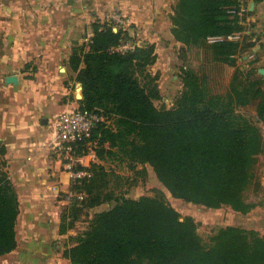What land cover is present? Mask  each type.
Returning <instances> with one entry per match:
<instances>
[{
    "label": "trees",
    "instance_id": "trees-1",
    "mask_svg": "<svg viewBox=\"0 0 264 264\" xmlns=\"http://www.w3.org/2000/svg\"><path fill=\"white\" fill-rule=\"evenodd\" d=\"M238 7L239 0H177L172 32L187 47L241 32L246 16L232 12ZM92 28L93 36L73 49L70 65L83 85L80 106L104 119L90 138L79 142L78 154L93 145L97 159L76 166L90 176L73 183L72 189L85 196L63 208L60 232L73 229L85 209L112 200L101 191L109 175L99 163L105 159H121L135 170L142 165L141 173L151 166L175 198L250 213L257 204L245 192L253 181L262 138L259 127L240 110L255 105L264 120V75L253 74L259 72L257 67L238 65V55L252 46L250 37L209 42L214 61L235 67L227 91L207 92L200 75L183 65L178 97L171 107H159L155 101L162 99L160 75L150 71L157 60L156 46L136 42L122 49L133 41L124 28L115 30L100 20ZM181 51L186 60L187 48ZM19 213L16 189L8 173L0 170V255L17 247ZM70 239L76 243L64 255L73 264H264V233L230 225L206 244L195 219L182 217L163 192L126 197L95 212L85 230Z\"/></svg>",
    "mask_w": 264,
    "mask_h": 264
},
{
    "label": "crops",
    "instance_id": "crops-1",
    "mask_svg": "<svg viewBox=\"0 0 264 264\" xmlns=\"http://www.w3.org/2000/svg\"><path fill=\"white\" fill-rule=\"evenodd\" d=\"M176 2L0 0V170L8 173L20 203L17 247L0 255V264H73L64 250L75 245L70 238L78 235L77 225L60 232L71 171L49 147L56 115L80 105L70 56L93 36V23L103 22L104 14L117 8L126 17L124 30L132 40L156 46L150 71L160 73L161 90L167 74L163 61L176 68L181 48L188 55L192 48L172 32ZM243 24V31L221 39L243 42L250 37L252 46L238 55L241 68H264V0H250ZM10 77L16 81H8Z\"/></svg>",
    "mask_w": 264,
    "mask_h": 264
},
{
    "label": "rangeland",
    "instance_id": "rangeland-1",
    "mask_svg": "<svg viewBox=\"0 0 264 264\" xmlns=\"http://www.w3.org/2000/svg\"><path fill=\"white\" fill-rule=\"evenodd\" d=\"M135 44L136 40L128 42V45L130 46H134ZM209 44L211 43H209L208 40L200 47L190 48L189 55L186 54V60H184V55L182 51H180V54L178 55L180 58L177 60L176 68H171L168 65V61H163L167 74L160 82L162 99L155 101L157 106L171 107L174 104L182 86L183 74L181 72V67L183 64H187V66L200 75L202 84L207 92L220 94L228 90L229 82L235 71V67L214 61L211 56ZM238 65L243 67L244 62L238 59ZM258 73L259 72H257L256 69L253 71L255 76ZM240 111L249 116L252 122L259 127L262 138V150L257 155V161L253 169V181L245 192L246 198L257 204L250 213L242 214L234 211L230 207H222L218 209L207 208L175 198L158 180L151 166L147 165L146 172L141 173L139 171L144 168L142 165L137 166L135 170L129 167L128 164L121 159H105L99 160V163L105 166L109 175L107 177V185L102 188L101 191L103 196L106 194L111 195L112 200L102 203V205L95 209H85L80 220L76 224V228L79 232H82L88 226L89 222L95 215V212L109 209L115 204L121 202L123 198H139L143 195L154 196L158 192H163L168 202L180 212L182 217L192 216L195 219L198 225V233L206 244L211 242V238L220 228L230 225L255 229L263 234L264 120L258 118L255 105L241 108ZM113 121V118H109L107 123L113 126ZM95 149V146L92 145L86 150L85 155L87 162L91 161L89 155L90 152L95 151Z\"/></svg>",
    "mask_w": 264,
    "mask_h": 264
},
{
    "label": "built area",
    "instance_id": "built-area-1",
    "mask_svg": "<svg viewBox=\"0 0 264 264\" xmlns=\"http://www.w3.org/2000/svg\"><path fill=\"white\" fill-rule=\"evenodd\" d=\"M232 12L240 16H246L250 12V0H239L238 9L232 10ZM103 20L113 26L115 30L123 29L127 21L122 11L117 8L107 11ZM217 39H221V37L210 38L209 41L213 42ZM88 40L89 38H85L84 41ZM131 47L133 46L128 45V43L122 45V49ZM103 119V116L97 111L83 108L79 105L72 110L60 112L52 121V137L49 147L60 159L66 161V166L71 171V186L65 193V199L68 203L84 198L85 193L73 190L72 185L77 180L90 176L89 171L76 169L77 165H87L86 155L78 154L79 142L90 138L94 128ZM89 156L93 160L97 158L95 151L90 152Z\"/></svg>",
    "mask_w": 264,
    "mask_h": 264
},
{
    "label": "water",
    "instance_id": "water-1",
    "mask_svg": "<svg viewBox=\"0 0 264 264\" xmlns=\"http://www.w3.org/2000/svg\"><path fill=\"white\" fill-rule=\"evenodd\" d=\"M253 7H254V2L251 5V9H253ZM258 71H259V73L264 74V68H259ZM8 81H16V78L15 77H10L8 79ZM76 95H77V98L79 100L83 99V97H84V95H83V85H82L81 82H79V84H78V90H77V94Z\"/></svg>",
    "mask_w": 264,
    "mask_h": 264
}]
</instances>
